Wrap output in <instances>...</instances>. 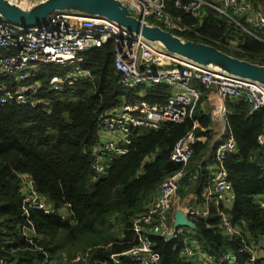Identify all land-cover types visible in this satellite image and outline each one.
Masks as SVG:
<instances>
[{
    "label": "trees",
    "instance_id": "trees-1",
    "mask_svg": "<svg viewBox=\"0 0 264 264\" xmlns=\"http://www.w3.org/2000/svg\"><path fill=\"white\" fill-rule=\"evenodd\" d=\"M169 10L181 13L170 4ZM187 21L197 31L177 34L179 37L213 44L230 55L264 65V42L238 31L218 12L207 9L201 20ZM150 23L168 30L163 24ZM232 42L240 50L225 47ZM11 53L0 50V55ZM85 56L84 66L95 74V81L56 92L48 90L49 79L63 70L53 65L40 66L37 79L43 87L42 97L52 103L51 114L42 107L0 104V264H40L46 254L57 264H136L130 256L138 244L132 218L147 210L151 197L166 178L181 171L182 166L171 160V153L190 131L206 138L193 145L194 154L184 168L201 174L192 191L200 202L205 201L204 193L212 177L206 165H197L205 157L212 137L213 118L203 108L206 89L201 86V100L184 121L135 129L128 152L107 156L106 171L97 174L91 164L93 149L100 142V117L122 100L133 103L141 98L150 104H165L172 88L166 84L123 88L112 44L93 49ZM225 107L227 133H232L237 143V152L225 161L235 195L228 213L245 233L264 237V207L256 199L264 197V152L258 145L264 129V109L252 113L244 98H226ZM211 162L214 165V155ZM20 173L32 176L37 190L55 205V212L68 206L77 222L64 223L57 212L48 215L31 210V219L39 231L37 245L43 251L35 250L20 234L25 221ZM95 179L90 191L89 184ZM189 179L186 174L184 185ZM210 207L209 218L190 215L196 228H183L190 229L191 234L179 235L170 242L160 236L152 237L160 255L158 264H197L183 254L188 240L196 241L195 248L215 259L231 250L237 264L248 261V253H238L244 246L243 238L222 234L217 208L214 203Z\"/></svg>",
    "mask_w": 264,
    "mask_h": 264
},
{
    "label": "built area",
    "instance_id": "built-area-1",
    "mask_svg": "<svg viewBox=\"0 0 264 264\" xmlns=\"http://www.w3.org/2000/svg\"><path fill=\"white\" fill-rule=\"evenodd\" d=\"M15 1L24 5L28 3L27 0ZM120 1L137 17L146 22L163 24L176 35L196 33L197 30L189 25L187 18L201 20L207 9H211L225 17L228 24L234 25L238 31L246 32L264 42V0ZM169 4L181 13L173 14L169 10ZM213 43L219 45L217 41ZM107 44L113 45L114 63L121 75L120 84L123 88L166 84L172 88V94L165 104H150L141 98L133 103L122 100L116 108L100 117V142L93 149L91 164L97 174L106 171L107 156L128 152L135 129L160 128L168 122L184 121L201 100V86L215 92L223 101L226 98L246 99L252 107V113L264 109V85L220 72L166 51L161 45H155L142 36L125 30L106 17L77 11L54 12L45 23L35 26H23L0 16V50L12 52L0 55V104L17 103L32 108L42 107L47 114H51L52 103L42 97L43 87L37 79L40 66L53 65L63 70V73H54L50 77V92L82 82L93 83L96 76L90 69L85 68V54ZM234 44L236 43L232 42L225 47L240 50ZM104 133L118 138H102ZM204 138L190 131L175 144L171 160L182 166L181 171L166 178L159 191L151 197L147 210L132 218L138 244L132 248L130 256L136 264H158L160 255L154 249L153 236L167 240L170 234L175 239L179 235L192 233L191 230L182 228L175 230L169 223L167 210L178 190L184 185V168L194 154L193 145L204 141ZM258 145L264 152V129L258 137ZM236 152L237 143L233 134L224 133L216 142L214 172L204 193L205 201L200 202L197 196L195 205L189 207L187 213L209 218L210 203H214L222 234L243 238L244 246L239 248L238 253H248L249 259L245 264H258L259 261L264 264V249L260 240L235 225L228 213L232 208L231 203L235 201V195L225 161ZM18 177L25 216L20 234L35 250L43 251L37 245L39 231L31 219V210L54 215L55 208L50 207L45 196L37 190L31 175L20 173ZM257 199L260 206L264 207V197L259 196ZM58 216L64 223H77L73 214L70 217L64 214ZM183 254H195L191 244L186 242ZM207 260L212 264H237L236 254L231 250H227L221 259L207 256ZM40 264L57 263L46 254Z\"/></svg>",
    "mask_w": 264,
    "mask_h": 264
},
{
    "label": "water",
    "instance_id": "water-1",
    "mask_svg": "<svg viewBox=\"0 0 264 264\" xmlns=\"http://www.w3.org/2000/svg\"><path fill=\"white\" fill-rule=\"evenodd\" d=\"M57 11H77L106 17L125 30L161 45L166 51L220 72L264 85V65L230 55L209 43L183 39L160 25L137 17L120 0H41L25 5L15 0H0V16L23 26L43 24ZM183 227L195 229L196 225L190 219L189 213L179 209L174 215L173 228L179 230ZM172 239L173 235L170 234L167 242Z\"/></svg>",
    "mask_w": 264,
    "mask_h": 264
},
{
    "label": "crops",
    "instance_id": "crops-1",
    "mask_svg": "<svg viewBox=\"0 0 264 264\" xmlns=\"http://www.w3.org/2000/svg\"><path fill=\"white\" fill-rule=\"evenodd\" d=\"M235 43V42H233ZM207 98L203 104V108L205 110V113H210L213 118V124L210 128L212 132V137L210 140V146L209 149L203 158L202 162L199 163L197 166L198 168L201 167V165H206L207 171L210 173L211 177L213 176V169L214 165L211 162V158L215 153V147L217 140L224 134L228 132V122L226 119V113L228 112L225 107V100H221L218 98L215 92L206 90ZM113 138H118L117 136H113ZM206 138H204V141ZM189 166V165H188ZM186 174L190 176L189 183L183 185L182 188L178 190L177 195H175L170 207L168 208V215L170 217V224H174V215L177 210L182 209L184 211H188L189 207L195 205L196 197L197 195L192 191V187L196 184V182L199 180V177L201 174L196 171H189L186 168ZM181 200V201H179ZM179 202L182 206H177L176 204ZM234 206V201L231 203V207ZM70 211V215L72 216V212L69 207H67ZM64 210V209H63ZM66 215L64 212L62 213ZM67 216V215H66ZM183 230H186L185 228H182ZM251 235V234H250ZM261 242V245L264 249V237L258 238ZM195 246V245H194ZM193 247V246H192ZM196 257L194 258L195 262L197 264H212L207 260V254L202 251L195 249L193 247Z\"/></svg>",
    "mask_w": 264,
    "mask_h": 264
},
{
    "label": "rangeland",
    "instance_id": "rangeland-1",
    "mask_svg": "<svg viewBox=\"0 0 264 264\" xmlns=\"http://www.w3.org/2000/svg\"><path fill=\"white\" fill-rule=\"evenodd\" d=\"M39 1H41V0H27V2L28 3H36V2H39ZM264 6V5H263ZM236 43V42H235ZM155 45H159V44H156V43H154ZM234 45H236L237 46V44H234ZM101 137L102 138H105V139H107V138H111V137H113L112 135H110V134H107V133H104V134H102L101 135ZM214 172V171H213ZM95 182H96V179L95 180H93V182H91V184H89V190L90 191H92L93 190V188H94V185H95ZM178 193V192H177ZM177 193H176V195H177ZM257 199V198H256ZM45 200H46V202L48 203V205L50 206V207H53V208H55V205L47 198V197H45ZM258 200V199H257ZM179 201H181V200H179ZM177 206H182L181 204H179V202H177V204H176V207ZM68 206H65V207H63V208H60V209H58V210H56V212L58 213V214H62L63 212L67 215V217H70L71 215H70V211H69V209L67 208ZM64 209V210H63ZM167 215H168V211H167ZM168 217H169V215H168ZM170 218V217H169ZM171 222V220L169 219V223ZM187 231H189L190 229H186ZM191 241L190 240H188L187 241V243L188 244H191L193 247H194V245L196 246L197 245V242L196 241H193L192 243H190ZM185 257H187V259L189 260V261H195L194 260V258L196 257V255L194 254V255H192V254H187V255H185Z\"/></svg>",
    "mask_w": 264,
    "mask_h": 264
},
{
    "label": "bare ground",
    "instance_id": "bare-ground-1",
    "mask_svg": "<svg viewBox=\"0 0 264 264\" xmlns=\"http://www.w3.org/2000/svg\"><path fill=\"white\" fill-rule=\"evenodd\" d=\"M174 34V33H173ZM178 36V35H177Z\"/></svg>",
    "mask_w": 264,
    "mask_h": 264
}]
</instances>
